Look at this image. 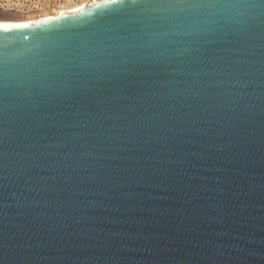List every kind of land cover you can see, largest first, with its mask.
I'll list each match as a JSON object with an SVG mask.
<instances>
[{
    "label": "water",
    "instance_id": "water-1",
    "mask_svg": "<svg viewBox=\"0 0 264 264\" xmlns=\"http://www.w3.org/2000/svg\"><path fill=\"white\" fill-rule=\"evenodd\" d=\"M0 264H264V0L0 23Z\"/></svg>",
    "mask_w": 264,
    "mask_h": 264
},
{
    "label": "rangeland",
    "instance_id": "rangeland-1",
    "mask_svg": "<svg viewBox=\"0 0 264 264\" xmlns=\"http://www.w3.org/2000/svg\"><path fill=\"white\" fill-rule=\"evenodd\" d=\"M86 0H0V19H25L72 8Z\"/></svg>",
    "mask_w": 264,
    "mask_h": 264
},
{
    "label": "snow or ice",
    "instance_id": "snow-or-ice-1",
    "mask_svg": "<svg viewBox=\"0 0 264 264\" xmlns=\"http://www.w3.org/2000/svg\"><path fill=\"white\" fill-rule=\"evenodd\" d=\"M112 3H117V0H111ZM125 7L137 6L144 2V0H119Z\"/></svg>",
    "mask_w": 264,
    "mask_h": 264
},
{
    "label": "bare ground",
    "instance_id": "bare-ground-1",
    "mask_svg": "<svg viewBox=\"0 0 264 264\" xmlns=\"http://www.w3.org/2000/svg\"><path fill=\"white\" fill-rule=\"evenodd\" d=\"M85 1L81 2L80 4L72 7V8H69V9H65V10H60V11H71L73 9H75L76 7H78L79 5L83 4ZM59 11V10H58ZM57 12V11H56ZM32 18V17H31ZM25 19H29V18H25ZM18 20H24V19H17V20H9V19H0V23H8V22H12V21H18Z\"/></svg>",
    "mask_w": 264,
    "mask_h": 264
}]
</instances>
